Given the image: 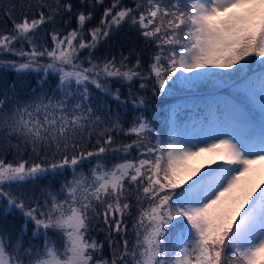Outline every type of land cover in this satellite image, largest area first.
I'll list each match as a JSON object with an SVG mask.
<instances>
[{"label": "snow or ice", "instance_id": "obj_1", "mask_svg": "<svg viewBox=\"0 0 264 264\" xmlns=\"http://www.w3.org/2000/svg\"><path fill=\"white\" fill-rule=\"evenodd\" d=\"M2 11L12 27L0 57L16 59L0 68L39 79L28 93L0 84V211L23 217L18 233L0 229V264H264V0H21ZM65 17L76 26L61 28ZM125 28L143 48L95 55ZM113 81L128 85L130 123L94 95L127 107ZM209 81L234 94L195 116L173 107L164 127L132 91L150 84L159 98ZM49 175L63 177L58 190L39 187Z\"/></svg>", "mask_w": 264, "mask_h": 264}, {"label": "trees", "instance_id": "obj_2", "mask_svg": "<svg viewBox=\"0 0 264 264\" xmlns=\"http://www.w3.org/2000/svg\"><path fill=\"white\" fill-rule=\"evenodd\" d=\"M21 0H0V31L7 29H11L12 24L11 21H8L7 24H5V17L3 15V7L8 5L9 3H20ZM106 3H109L110 0H105ZM125 3H130L131 0H124ZM73 3H75L78 7L80 6V0H73ZM100 10L97 8L94 10L93 19L90 23L91 26H95L97 23H99V17H100ZM19 18V17H17ZM65 19H69L71 22L68 25H64L63 22L61 23V28H73L76 26V21L74 18L65 17ZM135 43L138 47L143 48V41L137 40L135 37V33L132 31H129L127 28H125L123 31L116 33L112 39L107 42L103 43L95 52V55L98 57H103L109 55L111 52L112 54L119 57V51H120V45L125 44L126 47L124 49L125 53L127 52V46H131V44ZM152 51L151 48H148L144 51L143 55V61H144V67L145 71H147V64L149 62V53ZM87 53L85 52L84 55ZM0 59L4 60H12L16 59V57L5 55L3 57H0ZM39 79V76L36 73H30L25 75H18L12 70H4L0 68V84L4 82H17L18 88L22 93H28L31 92L32 89L37 88L38 84L37 81ZM56 80L54 77L49 78L48 83L44 85L45 88H48L49 84H51L52 87H55ZM206 85V84H205ZM110 87L113 89L120 88L122 93V100H126L128 106L125 107L124 105H120L118 107L117 102L113 101L111 97H108L107 100L103 99V93H99L98 90H94V95H98L101 97V104H107L113 112H119L122 114V119H125L128 123L131 122V118L135 116L137 113L132 111V105H131V97L128 92V85L122 83L113 81L110 83ZM192 90V89H191ZM189 89H183L180 85H178L177 88H174L173 91L165 96L156 98L152 96L151 92V86L149 84V87L146 90H139V82H136L132 88L133 93L136 94H143L146 99L149 100V103L147 105L146 109V115L150 119H154L160 127H164L165 121L167 118V113L169 110L173 107H176L177 105H183V104H190L191 101L195 97H207L212 98L215 95L218 94H224L225 97H230L234 94V86L231 85H219L214 88H209L206 90H198V91H191ZM128 123H125V127L128 126ZM126 140V138H125ZM13 157L11 155L8 156V159L11 160ZM89 167L88 163L85 162L84 169L85 171ZM70 178V173H69ZM61 183H63V177H56L49 175L45 178H42L39 183V187L44 188L46 186H50L53 190H58ZM23 224V217L21 214L16 211L14 214H6L0 211V229L5 231H11L18 233L21 226ZM29 232L26 235L25 239H31V232L33 226L29 224L28 226ZM98 239L103 240L104 234L103 233H97L96 234ZM40 238H36L33 240V242H37ZM105 252H107V248H105Z\"/></svg>", "mask_w": 264, "mask_h": 264}, {"label": "rangeland", "instance_id": "obj_3", "mask_svg": "<svg viewBox=\"0 0 264 264\" xmlns=\"http://www.w3.org/2000/svg\"><path fill=\"white\" fill-rule=\"evenodd\" d=\"M206 84V85H205ZM178 85L175 86V88H177ZM216 87V85H214L212 82H204V83H201L198 87L196 88H193L191 91H198L201 89V91L204 89H209V88H214ZM231 97V96H230ZM229 97V98H230ZM213 98H225L224 94H218V95H215L213 96ZM213 98H207V97H203V98H198V97H195L193 100H192V103L191 104H183V105H178L179 107H181L183 109V112L186 113L187 115L189 116H195L196 113L198 112H202L203 111V108H204V105L211 99ZM228 98V97H226ZM205 161L208 159L207 156H205L203 158Z\"/></svg>", "mask_w": 264, "mask_h": 264}]
</instances>
